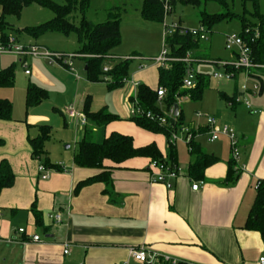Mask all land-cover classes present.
I'll return each instance as SVG.
<instances>
[{
  "label": "crops",
  "instance_id": "1",
  "mask_svg": "<svg viewBox=\"0 0 264 264\" xmlns=\"http://www.w3.org/2000/svg\"><path fill=\"white\" fill-rule=\"evenodd\" d=\"M144 2L138 0V17L153 25L156 20L142 15ZM122 19L121 16L120 29ZM157 29L163 31L164 46V22L161 21ZM226 34L223 33L224 38ZM208 41L211 42V37ZM209 48L211 45L203 46L198 41L188 50L194 60L193 68L196 62L213 63L210 62ZM230 53L227 60L234 58ZM129 54L133 56L131 73L124 85L114 90L109 89L111 81L89 80L86 57H78L84 61L82 68L75 59L73 69H70L67 65L48 63L43 57L20 55L22 63L24 59L31 60V72L26 73L31 76L29 83L47 90L48 96L44 101L51 97L59 106L73 104L85 113V103L90 97L92 112L107 108L120 119L106 125H97L88 119L83 126L76 118L69 120L65 110L54 107L55 112L61 113V122L54 118L55 124L71 130L73 136L61 130L59 146L50 144L51 134L46 142L47 155L49 161L59 167H50L53 169L50 177L43 179L39 166L44 157L33 156L29 139L39 134V126L43 124L50 125L53 133L52 124L41 123L50 120V116L35 110L44 101L27 107L17 89L10 90L7 95L0 94V97L12 100L13 104L12 118L0 119V138L4 139L0 146V162L8 160L15 174L12 186L0 193V264H140L130 257V249L139 246L176 258L179 264H257L264 254L261 232L246 227L258 194L256 185L259 180H264V68L250 75L241 70L227 82H218L213 89L208 86L211 76L196 72V85L203 79L205 86L200 96L190 97L199 100L194 105L214 116L218 124L235 128L240 146V159L236 162L226 135L214 141L210 139L207 114L198 116L197 112L196 119L185 116L179 102L185 95L177 97L176 104L182 114L180 124L186 122L184 126L193 132L190 142L186 141L187 136L181 130L177 131L178 138L172 143L170 126L152 131L131 119L132 101L139 84L157 90L160 66L145 62L143 53L132 51ZM108 57L116 58L111 53ZM105 63L113 67L115 61ZM254 74H261L262 82ZM241 78L247 81V92H243L242 84L238 83ZM256 81L260 83V89L254 92L252 85ZM101 83L108 87L107 98L105 105L94 109L93 92ZM244 97L250 100L251 108L244 103ZM16 98L17 108L13 102ZM158 106L162 110L168 107L164 100ZM87 129H92L91 139L98 143L112 132H119L131 136L136 148L155 144L161 158L169 162L175 160L181 167V173L178 177H167L171 184L168 187L166 183L150 181L151 156H136L120 163L106 159L104 165L111 174L110 180L93 182L76 190L80 181L104 169L77 165L74 158L78 149L72 153L55 151L64 146L61 143H68L65 148H71V140L79 147ZM200 153L206 154L209 164L197 177L190 172V167ZM232 159L239 175L235 183H227L225 180ZM195 183H200L198 190L192 188ZM33 207L39 211V219ZM55 213L62 217L59 224L49 217ZM21 228H24L23 232H20ZM34 234H38L41 240L34 241ZM65 244L70 248L68 254L64 253Z\"/></svg>",
  "mask_w": 264,
  "mask_h": 264
},
{
  "label": "trees",
  "instance_id": "2",
  "mask_svg": "<svg viewBox=\"0 0 264 264\" xmlns=\"http://www.w3.org/2000/svg\"><path fill=\"white\" fill-rule=\"evenodd\" d=\"M164 1L165 0H145L142 8V15L149 20L162 21L164 19ZM187 4L200 6L202 3L214 2L223 8L221 12L210 13L206 9H200V21L206 25L211 31L215 23L232 20L237 18L241 21L242 31L246 27L258 28L260 36L255 42L251 43L252 58L256 63L264 64V12L260 10L259 0H183ZM174 6V0H170ZM237 2H241L244 6L243 12L239 13L235 10ZM37 3L43 7L52 9L54 17L35 27H26L21 29L22 32L32 36H39L46 32H57L69 35L75 32L80 42V48L77 53L89 55L87 58V75L91 81H106L103 75L111 76L112 81L109 83V89L114 90L124 85L131 73V60H118L117 58H109L108 54L111 50L119 45L122 40L120 29V18L118 14L111 19L103 22H93L87 17V9L90 7L91 0H0V33L2 34V42H6L11 34L7 31L12 26L6 19L8 15L20 16L23 9L31 4ZM248 3L253 4V11L248 12L246 6ZM13 37V36H12ZM17 40V38H15ZM199 40L191 35H181L178 32L167 38V45L172 54L176 56H185L188 50L192 49ZM115 61L112 69L105 73L103 67L106 61ZM118 61V62H117ZM186 72V65L183 62H175L172 67H160L159 87L166 89L164 101L169 107L177 103V97L189 94L197 97L202 94L205 83L200 80L192 89H183L182 83ZM260 81L263 76L254 74ZM262 82V81H261ZM15 83L14 65H10L3 70L0 69V86H10ZM48 96L45 88L30 82L27 88V107L42 103ZM137 97L140 105L144 109L152 110L158 113V93L146 84H139ZM90 97L85 103V114L88 119L97 125H106L111 121L118 120L117 114L111 113L107 108H103L98 112L90 110ZM13 113V104L7 98L0 97V119H11ZM141 127L159 131L163 130L158 121L151 120L146 117H132ZM178 122L182 120L181 112L177 116ZM92 129H87L84 137L79 142L78 151L75 154V162L77 165L89 168L104 169L101 173L91 176L77 184L76 190L97 181L110 180L111 174L106 170L104 160L110 159L120 163L129 158L136 156H151L153 160H164L161 158L160 151L155 144L136 148L133 144V138L119 132H112L103 142L98 143L91 139ZM52 127L48 124L39 126V134L30 138L32 146V154L34 157L43 158V164L49 167H59L49 161L46 149V142L50 139ZM170 136V135H169ZM192 141V140H191ZM4 144V139L0 138V146ZM201 154V153H200ZM172 162H176L172 160ZM209 164L206 154L198 155V160L190 167V172L194 176H201L204 168ZM238 170L235 168L234 160L230 165L228 175L225 182L235 183L238 179ZM15 174L8 160L3 159L0 162V193L4 188L12 186ZM260 186L257 188L258 194L251 210L250 217L246 227L261 232L264 240V180H259ZM36 218L39 219V211L33 207Z\"/></svg>",
  "mask_w": 264,
  "mask_h": 264
},
{
  "label": "rangeland",
  "instance_id": "3",
  "mask_svg": "<svg viewBox=\"0 0 264 264\" xmlns=\"http://www.w3.org/2000/svg\"><path fill=\"white\" fill-rule=\"evenodd\" d=\"M59 1L63 2V0H59ZM120 1L123 0H91L90 7L87 9V13H86L87 17L95 22H102L113 18L115 15L120 14L123 17L121 22L122 40L119 45H117L111 50V55L116 58H125V57H129L131 55L129 53H132V51H136L139 53H143L144 55L143 60L145 62L153 63L154 59L160 55L163 47V34H162L163 31L157 29V27L160 28L161 21L156 20L153 22V25L144 23L143 21H141V19H139L137 14L138 12L136 9L138 6V0H129L128 2H125L124 0L123 3ZM259 3H260V10L264 12V0H259ZM173 7L174 8L172 14L168 16V20L169 21L182 20L180 22L186 27L199 26L200 9H206L210 13L223 11V8L214 2L202 3L201 7L200 6L198 7V6H193L192 4H187L183 0H175ZM243 8L244 6L241 4V2L236 3L235 10L237 12L242 13ZM246 10L248 12H252L253 4L248 3L246 6ZM53 17H54V12L52 9L34 3L31 4L30 6L25 7L20 16L8 15L6 17L7 21L12 24V26L9 27L7 31L14 38H17V42L23 45L36 44L39 46H46L49 49L56 52H62L66 54L74 53L80 47L78 36L75 32H72L69 35L63 33H57V32H46L39 36H32V35H27L21 31V29L23 28L35 27L43 22L50 20ZM249 27L250 26L246 28ZM241 31H242V25L239 19L234 18L232 20H225L215 23L213 25V29L209 32V38L211 37V42L208 40L201 41V44L203 46L211 45V49L209 48L208 51L210 50L209 51L211 55L210 62L213 63L196 62L194 63L195 65L193 69L195 70V73L205 72L211 76V80L208 85L209 87H211L210 89L217 87V83L220 81L222 82L228 81V79L226 78L223 79L213 78L215 72L225 71L224 66L220 65L219 62L221 60L226 61L231 57L230 51L225 48V38L223 33L240 34ZM24 41H30V43L31 42L32 43L26 44L24 43ZM21 58L22 57L19 54H15V53L0 54L1 70H3L4 67H7L8 65L11 64H14V69H15V83L10 86H0V94L7 95L9 94L10 90L17 89L21 95V99H23L21 101L27 102V98H26L27 86L30 81L29 77L31 76L26 75L25 66L22 63ZM75 59H77L76 64L82 68L83 67L82 64H84V61L76 57L73 59L74 63H75ZM28 62L31 63V60L28 59ZM46 62L49 63L48 60H46ZM105 64L107 66L112 65L110 63H105ZM103 78L106 79V76H104ZM109 80L112 81L111 78H109ZM245 81L246 80L244 78H241L238 81V83L243 84ZM107 92H108V87L106 83H101L97 85L95 92H93L95 94L94 105H93L94 109H99L102 105H105L104 102L107 98V94H108ZM198 101L199 100L197 99H192V97H190L189 94L179 99L180 104L185 110V116L187 117L190 116L196 119L198 118V116H200L199 113L207 114L205 110L198 108L197 106L194 105ZM13 102H14V106L17 108L16 106L18 102L17 98ZM71 105L74 106L73 104H68L66 106L64 105L59 106L58 104H55V99H52L50 97L48 100L44 101L41 105H39L40 109L39 108L35 109L39 113L41 112L43 115H48L51 118L48 121L41 122L42 124L43 123L52 124L54 127L50 144L59 145V143L57 142H59L58 136L61 134L62 132L61 130H66L68 131L69 134H71V136H73L71 130L59 128L58 125L55 124L56 122L53 120L55 118L57 119V121L61 122V113L60 111L55 112L54 107H58V108L60 107V109L64 111L67 106H71ZM196 113L198 114V116ZM184 123L187 124L186 122ZM64 134L66 135L67 132H64ZM61 144L64 146H62L61 149L56 150L55 153L56 152L61 153L62 151L72 153L73 150L78 149L77 145H75L72 140L69 143L71 144V148L69 149L65 148L66 145H68V143H61Z\"/></svg>",
  "mask_w": 264,
  "mask_h": 264
},
{
  "label": "built area",
  "instance_id": "4",
  "mask_svg": "<svg viewBox=\"0 0 264 264\" xmlns=\"http://www.w3.org/2000/svg\"><path fill=\"white\" fill-rule=\"evenodd\" d=\"M173 5L170 0L164 1V46L159 56L154 59V63L160 67L170 68L175 62H183L186 65V72L183 78L182 88L192 89L196 86V73L193 67L191 66L194 61L190 55V52H187L185 56H176L171 53L170 48L167 46V38L179 33L181 35H191L199 41H204L209 39L210 30L204 24H200L198 27H186L180 21H169L168 16L172 14ZM2 34L0 33V54L2 53H16L23 57H43L47 59L50 63L63 64L73 69V59L76 57H86L89 55L81 53H71L66 54L62 52H54L43 46L36 44L23 45L14 37H10L6 42L1 40ZM260 36V30L258 28H246L244 33L235 34L227 33L225 35V48L231 51L234 54V58L231 60H221L220 65L224 66V72H215L214 77L218 79H232L237 72L245 70L248 75L255 70L264 68V64L256 63L252 58V49L251 43L255 42ZM124 59H133V56L122 58ZM23 64L26 68V73L29 74L31 69L29 68V62L27 59L23 60ZM112 67L105 65L103 71L108 73ZM106 81L109 80V76H106ZM137 85V84H136ZM243 92L249 90L248 84L245 82L241 85ZM260 89V83L254 82L252 85V91L257 92ZM158 93V103L161 104L166 96V89L161 86L157 89ZM244 103L248 108H251L250 100L247 97L243 99ZM175 105H171L166 109H160L158 113L153 112L152 110L144 109L139 102L137 94L133 97L131 115L133 117H146L151 120L158 121L160 125H167L172 128V133L170 136V141H174L178 138L177 131L181 130L186 134V141L190 142L192 140V130L188 126L181 125L178 122L176 115ZM65 112L69 120L78 119L80 125H86L88 122V117L84 112H80L74 106H67ZM199 115H203L199 113ZM208 123V133L210 134V139L212 141L217 140L221 135H226L231 142V152L232 158L238 162L240 159V146L239 140L234 127L224 124H218L217 119L211 115H205ZM64 165V164H62ZM151 176L150 181L153 183L161 182L166 183L168 187H171V184L167 182V177H178L181 173V167L177 162H169L167 160H152L150 164ZM39 170L41 172V177L47 179L50 177V173L53 170L50 167H47L43 163H40ZM260 181H258L256 187L260 186ZM193 190H198L200 188V183H195L192 186ZM49 217L57 224L62 222V217L59 213L49 214ZM24 228L20 229V232H23ZM34 241H40L41 237L38 234L33 235ZM70 248L68 244H65L64 253L68 254ZM130 257L140 264H179L180 261L176 258L170 257L168 255H160L156 252L148 250L146 246H139L130 249ZM129 264V262H126ZM193 264V263H188ZM257 264H264V254L260 256Z\"/></svg>",
  "mask_w": 264,
  "mask_h": 264
},
{
  "label": "water",
  "instance_id": "5",
  "mask_svg": "<svg viewBox=\"0 0 264 264\" xmlns=\"http://www.w3.org/2000/svg\"><path fill=\"white\" fill-rule=\"evenodd\" d=\"M175 109H176V115H178L179 114V106H178V104H176V106H175Z\"/></svg>",
  "mask_w": 264,
  "mask_h": 264
}]
</instances>
